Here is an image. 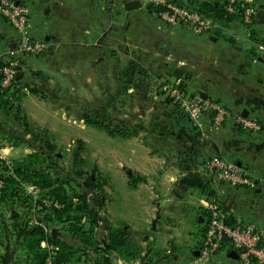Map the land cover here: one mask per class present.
Masks as SVG:
<instances>
[{
    "label": "crops",
    "instance_id": "1",
    "mask_svg": "<svg viewBox=\"0 0 264 264\" xmlns=\"http://www.w3.org/2000/svg\"><path fill=\"white\" fill-rule=\"evenodd\" d=\"M21 1L30 7L32 37L43 39L48 44H52L56 38L58 46L62 44L64 47L74 45L75 41L76 48L79 47L80 50L75 49L79 58L75 63L74 77L75 82L79 83L77 86L81 88L76 87L80 94H84L83 89L87 87L82 74L84 72L89 73L92 82L90 89H95V94L105 82L107 85L115 83V87L124 82L123 85L128 87L132 84L139 91L138 95L140 93L138 97L144 102L149 97L148 88L157 85L158 77L166 74L168 80L181 84L191 93L197 92L224 103L231 115L238 113L259 120L261 129L258 132L249 133L238 129V160L235 161L250 168L257 179L264 178V49L261 48H264V21H260L256 15L251 25L244 24L240 18H234L219 22L218 28L198 36L190 34L183 26L165 25L151 12L149 4L146 6L142 0H139V8L127 11L124 4L128 0H125L122 2L124 14L131 22L134 20L135 24L128 22L121 34L115 30V17L112 13L114 0ZM244 1L257 9L264 8V0ZM54 33L57 35L54 36ZM17 39L15 30L0 15V60L16 59L21 67L23 80L27 70L34 66L42 67L44 57L40 54L12 56L10 51L16 49ZM83 47L89 51L84 60L86 55L83 54ZM66 50L67 48H63L62 51ZM146 65L158 69V72L155 69V77H147ZM61 70L65 71L67 68ZM63 78L64 83L68 82L66 77ZM101 81L104 82L103 85ZM144 88L148 92L142 91ZM192 88L195 90L191 91ZM133 90L128 88L127 92ZM161 96L155 91L150 99L159 103ZM30 102L34 104L32 107L40 110L45 103L34 95H26L23 100L24 113L33 119L34 113L27 109ZM137 112L140 116L146 113L143 108ZM12 115H6L0 108L1 155L11 161L21 160L37 150L45 155L44 145H49L51 132L40 125L39 129H25L17 123L19 115ZM61 115L66 117L64 112ZM15 118L17 121L14 122ZM169 121V128L166 124L160 126V132L157 130L159 135L156 136L158 139L157 144H154V151L149 152L146 144L137 142L124 151L123 157L115 159L118 164L131 163L136 166L140 176L134 177L129 170L127 176L130 184L137 187L138 184L146 185V182L154 183L153 191H145L144 199L147 200L149 216L153 214L150 212L152 195H157L160 187L163 191L168 189L173 192L164 199L168 202L165 208L168 213L158 215L155 211V218L152 219L151 216L149 219L152 222L157 220V226H150L151 234H146L144 238L141 234L137 235V243L142 250L140 259L127 260L115 252H103L97 246V249L92 250L97 253L93 264H190L195 257L197 243L201 238L200 230L204 225L203 203L209 199L214 189L209 187L211 183L205 176L202 159L204 153H210L213 143L219 139L214 141L212 136L208 141L203 140L195 128L196 134L191 129L186 131L181 128L176 119ZM30 134H35V137ZM149 178H152L151 181ZM236 190L238 194L235 196L238 195L241 206H238V211L231 206L232 215L240 221H256L264 228V206L259 202L264 194V186L258 184L255 189L238 187ZM243 191L250 192L252 197L244 198ZM24 193L32 199L30 207L15 198L0 201V264H36L35 251L28 245L33 228H39L44 234H51L75 248H81L82 243L67 231L64 222H54L48 226L43 221L44 212L40 210L49 206L43 202L48 196L40 197L28 190ZM35 199H39L43 207L33 206ZM245 199H248L247 202ZM130 204H123L128 210L122 211V221L123 227L127 226L129 239L134 242L131 232L133 228L128 223ZM163 205L160 200L153 208L156 210L159 206L164 207ZM141 220L148 219L142 217ZM174 222H177V228L186 229L188 236L175 235L180 240L175 242L170 238L167 246H162L159 240L156 243L148 241L163 225L173 228ZM97 226L99 228L96 224L95 229ZM113 227L116 228V225L112 224L110 230ZM146 243H149L148 247L143 246ZM37 246L45 251L48 247L55 248L46 239L39 241ZM82 253L83 251L78 264H83L86 257ZM223 257L227 259L226 263L222 260ZM224 263L239 264L236 251L230 245L224 246L209 264Z\"/></svg>",
    "mask_w": 264,
    "mask_h": 264
},
{
    "label": "rangeland",
    "instance_id": "2",
    "mask_svg": "<svg viewBox=\"0 0 264 264\" xmlns=\"http://www.w3.org/2000/svg\"><path fill=\"white\" fill-rule=\"evenodd\" d=\"M19 1L25 3L30 9L29 5L26 2L21 0ZM114 1L115 6L114 8H112V13L115 17V30L123 34L122 29L128 22L131 21L126 17L123 11L122 2L125 0ZM142 1L146 4V6H148L149 4V6H151L152 8L155 7L153 0ZM168 1L181 3L184 5L188 3L187 0ZM133 23L135 24L134 20L131 22V24ZM190 34L193 33L190 32ZM55 35L57 34L54 33V36ZM34 39L43 40L40 38ZM46 43L47 48L44 52L40 53V55L44 57L42 67L36 68L34 66L33 68L35 69L31 68L26 71V75L24 76L22 83H20L18 93L16 97H14L15 99L13 98L11 100L13 107L12 109L15 110V113L19 115L17 116L18 121L17 118H15L14 122L17 121L20 126L24 127L25 129L30 128L31 130L32 128H38V126L40 125L47 131L51 132L50 141L48 142L50 149L47 148L46 145H44L46 148L44 153L48 156V158H50L51 165L45 163L44 170L49 174L52 180H64L66 178V175L68 174L69 177L74 180V182L71 183L72 186L77 187L78 189L76 190L86 193L87 198L90 201H93L95 199L93 197L94 195L100 197V200L102 201V207L98 210L97 217V225H99V228L97 226V229H95L94 231V242L89 243V245H87L85 248V250L87 251L85 253L86 257L84 258L83 262V264H93L94 258L97 255V253L92 252L91 248L93 244L95 245V247L99 246L100 250L105 249L107 247L108 235L111 225L115 224L116 228H123L122 211L125 209L123 207L124 203H131V212L128 223H131V227L133 228L131 231L132 239H135L134 242H131L137 245L138 234H141V236H143L144 238L146 234H151L150 226H157V220L152 223V221H150L149 219L151 216H153L152 219L155 218L156 215L154 214V212L156 211L157 214L168 213V211L165 209L168 202L166 203L164 199L173 192H169L170 190L168 189L166 191H163L160 187L158 189L157 195H152L150 199V212L153 214H150L149 216V211L147 209V200L144 199L145 191H153L154 183L146 182V185L143 184L140 186V184H138L137 187L133 184H130V182L128 181L129 176H127V171L130 170L131 174H133L134 177L140 176L139 171L133 164H118L115 162V159L123 157L125 153L124 151H126L127 148H130V146L136 145L137 142L140 144H146L149 152L154 151L155 145L152 139H158L156 135H154L155 130H157L161 125L168 124L167 128L170 127V121L168 117L172 115L175 109L173 105L167 107V101L163 95L161 96V99H159V103H157L156 100L153 101L152 99H150V97L154 96L155 91H158L160 93V83L162 84L164 82L175 81L171 79L168 80L166 74L163 77H158V83H156L157 85H153L151 86V88H148L150 92L149 97L146 101L142 102L143 99L138 97L140 96V93L138 95L139 91L134 86H132V84H130L129 87L125 86L126 84L123 85L124 82L121 84V86L119 84L118 87H115V83L112 85H107V83L105 82V85L100 86L97 94H95V89H90V85H92V82L89 77V73L86 74L83 72L82 74L84 77V82L87 87H85V90L83 89L84 94H80L76 91V87H78L77 84L79 83L75 82L74 77L76 67L75 63L79 58V54L77 53L78 55H76L75 49L80 50L79 47L76 48L77 46L75 45V41L74 45L71 44L67 47H64L61 44L60 46H58L56 38H54V42L52 44H48V42ZM63 48H67V50L62 51ZM0 51H2V48H0ZM83 54L86 55L83 58L84 60L89 55V51L85 50V47H83ZM22 56H32V54L21 53L19 57ZM136 62H139V60H136ZM65 67L67 68V70L62 71L61 69ZM146 67L148 70V73H146L147 77L149 76L150 79L152 76L155 77L156 67L152 65H146ZM156 72H158V69H156ZM63 77H66L68 82L64 83L62 81L64 79ZM109 82H111V80H109ZM103 83L104 82L101 81V85H103ZM128 88H132L134 90L127 92ZM194 90L195 89L192 88L191 91ZM142 91L148 92L146 91V88H144ZM185 91L188 94L192 95L198 94L197 92L191 93L186 89ZM135 92L136 94H134ZM28 94L38 97L39 100H42L45 103L42 110L32 107V105L34 104L31 102L28 104L27 109L29 108L28 110L34 113L33 119H31V117H27L26 113H24L25 109L23 100ZM212 100L220 102L216 99ZM142 108L144 109V112L146 111V113L141 114L140 116L137 110L140 111ZM3 109L6 110L7 108H2V112L5 113ZM62 112L66 114L65 118L62 117ZM9 113L5 114L8 116L12 115V113ZM237 114L238 113L232 115ZM86 117L95 120L98 119V121L102 122L103 125H110L113 123L117 124L121 127L120 130L128 128L124 127L125 125L132 127L128 128V132L125 131L122 133L118 132L117 134H110L104 127L97 126L86 121ZM138 120L140 122L137 124ZM149 129L152 131V133L149 132ZM238 129V126L236 124H233L231 119H228L224 127L207 135V137L209 138L204 137L203 140L207 141L212 136H214L212 137L214 141L215 139H219L215 143H213L214 141L212 142L213 147L211 149V152H205L204 158H207L209 156H221L231 161L238 160ZM30 136L35 137V134H30ZM219 146H221L220 149H218ZM204 158L202 159V161L205 160ZM149 169L152 170L151 168ZM89 177L97 180L93 184V187L95 188L94 191L96 192L89 191V185L91 184L88 181ZM206 178L209 179L207 176ZM151 179L149 178L150 181ZM208 183L209 182L207 181L206 184ZM209 187H213L214 189H216L215 187L217 186L211 185ZM29 189H33V187L29 186L28 190ZM221 190H223V196L220 197L224 201L225 207L232 206L236 209V211H238V206H241V203H238V195L235 196V194H238V190H236V188L234 187L228 186H221ZM43 192L46 193L47 191L44 190ZM219 192L222 193L220 190ZM40 193L42 192H37V195H41ZM243 193L244 195L242 196H244V198L252 197L250 192L245 193L243 191ZM50 200L51 198L49 199V203ZM160 200L163 201L164 207L159 206L155 210L153 206L155 207L156 203ZM247 200L245 199V202H247ZM259 202L264 206V194ZM127 210L128 208L125 209V211ZM142 217L143 219L147 218L148 220L142 221ZM253 222L263 227L256 221ZM120 223H122V225ZM174 223L175 225L172 226L173 228L167 225H163L164 227H160L161 229H158V232H156L157 234L152 235L151 240L148 238V241L156 243V240H159L158 242H160L162 246H167L170 238H172V240H175V242H177V240H180L179 238H176L175 235L180 237L188 236V231L186 229H181L180 227L177 228V222ZM84 224L87 223L84 222ZM169 232H172L171 235H169ZM200 242L201 238L197 243V249L200 245ZM148 244L149 243H146L143 246L148 247ZM81 246L85 247L83 243L81 244ZM190 254L191 253H189V255ZM222 260L225 263L227 262V259L225 257H223Z\"/></svg>",
    "mask_w": 264,
    "mask_h": 264
},
{
    "label": "built area",
    "instance_id": "3",
    "mask_svg": "<svg viewBox=\"0 0 264 264\" xmlns=\"http://www.w3.org/2000/svg\"><path fill=\"white\" fill-rule=\"evenodd\" d=\"M153 3L158 8L154 10V15L165 25L183 26L198 36L219 27L217 21L185 5L168 0H153ZM224 10L226 14L239 15L246 25L253 23L257 12L255 6L247 4L244 0H226ZM0 14L18 36L16 49L10 51L12 56L21 53L37 55L45 51L47 43L44 40L34 39L30 34V10L25 3L0 0ZM2 62L0 90H12L17 86L15 67L19 64L16 59ZM159 91L187 116L203 138L224 127L228 119L245 132L255 133L261 129V123L256 118L242 114L231 115L226 105L204 98L200 94H188L176 82L160 83ZM12 166V161L3 157L0 152V173L13 174ZM203 169L211 185L217 187L213 189L214 195L203 203L202 208L206 214L205 233L197 254L190 264H209L226 245H230L236 251L239 264H264V228L255 222L236 219L230 209H224L221 201L223 196L221 186L255 189L258 184L264 186V178L257 179L250 168L221 156L207 157ZM4 186L5 182L0 178V195ZM24 188L28 190L29 185H24ZM28 191L33 194L38 192L34 187ZM43 202L50 204L48 197ZM54 252V247H48L45 264H58Z\"/></svg>",
    "mask_w": 264,
    "mask_h": 264
},
{
    "label": "trees",
    "instance_id": "4",
    "mask_svg": "<svg viewBox=\"0 0 264 264\" xmlns=\"http://www.w3.org/2000/svg\"><path fill=\"white\" fill-rule=\"evenodd\" d=\"M185 6L197 10L198 12L212 18L213 20L219 22H226L232 20L234 18H239V15L236 16L234 14H226L224 10V6L226 4V0H187ZM191 3H190V2ZM181 4V3H177ZM184 5V4H181ZM240 7V4L238 5ZM151 8V12L153 10H158L157 7ZM2 61L0 60V65H2ZM39 74V73H36ZM22 78V77H21ZM16 80L18 82L17 86L12 90H0V106L6 107L7 111L5 113H15V110L12 108L11 100L16 97L18 93V89L20 87V83H22V79ZM180 88H184L181 84L178 85ZM167 101V107L173 105L174 112L168 119H176L179 121V125L184 130H193L196 134L197 130L189 121L187 116L179 110L175 104H172V101L165 97ZM5 99V100H4ZM15 99V98H14ZM9 107H8V106ZM0 107V108H1ZM1 108V110H2ZM18 115V114H17ZM171 117V118H170ZM86 117V121L91 124L104 127L108 133L117 134L122 132H128V128L132 126L125 125L123 130H120V126L117 124L103 125L102 122H99L98 119H90ZM140 121L138 120L137 124ZM118 127H117V126ZM137 126V125H136ZM156 128V126H155ZM160 127H158V132H160ZM195 128V130H194ZM240 129V128H239ZM157 130H155L154 135H159ZM241 130V129H240ZM243 131V130H242ZM147 132V130H146ZM149 132L152 131L149 129ZM152 136V135H150ZM201 136V135H200ZM154 144H157V140L155 138L152 139ZM47 148L50 149L49 145ZM206 159V158H205ZM205 161V160H204ZM203 161V163H204ZM45 163L51 165L50 158L47 155H44L40 150L30 153L25 158L21 160L12 161L13 164V174H2L0 173V178H2L5 182V186L0 195V201L6 198H15L18 199L19 202L25 204L26 207H30L32 205V199L26 195L24 185H29L38 190V192L43 196H48L50 200V204L47 208L43 207L40 203L39 199H35L36 206L41 205L43 208L40 210L44 212L43 221L51 226L54 222L56 223H65L67 226V231L70 234L76 236V239L83 243L85 247L75 248L62 240L54 237L51 234H44L39 228H33L31 230V239L28 245L35 251L36 256V264H45V259L47 256V250H42L38 248L39 241L46 239L51 245L55 246V260L58 264H78L80 261V253L85 254V248L89 243H93V238L95 237V227L97 224L98 210L102 207V201L100 197L94 195L95 198L93 201H90L87 198L86 193L78 191L77 187L72 186L73 179L66 175L64 180L54 181L49 176L47 172H45ZM202 163V164H203ZM88 181L91 183L89 185V191L93 192L95 188L93 184L97 181L92 177H89ZM209 181V180H208ZM47 192L44 193L43 191ZM96 192V191H94ZM47 194V195H46ZM214 195L212 191L209 195V198ZM222 205L224 209H230L229 206L225 207L224 201L222 200ZM34 203V202H33ZM58 205V206H57ZM203 210V208H202ZM205 218L206 214L203 210V229L201 230V241L205 233ZM233 218V216H232ZM86 222L87 224H84ZM201 243V242H200ZM84 248V249H83ZM92 250L97 249L93 244ZM102 250V249H101ZM103 252H115L118 256L127 259H140L141 255V247L137 244H134L129 239V235L126 232V228L118 227L110 230L108 235L107 247L102 250Z\"/></svg>",
    "mask_w": 264,
    "mask_h": 264
},
{
    "label": "water",
    "instance_id": "5",
    "mask_svg": "<svg viewBox=\"0 0 264 264\" xmlns=\"http://www.w3.org/2000/svg\"><path fill=\"white\" fill-rule=\"evenodd\" d=\"M140 7V2L139 0H128L127 2H125L124 4V8L125 10L129 11V10H132V9H136V8H139ZM256 16L257 18L260 20V21H264V8H259L257 9V12H256ZM16 69V74H15V78L16 80L20 79L21 76H22V71H21V67L20 65H17L15 67ZM201 96H203L202 94H200ZM204 98H206L205 96H203ZM128 174H129V171H127ZM155 221V220H154ZM154 221L152 223H154ZM197 254V252H196ZM230 256H233V254H230Z\"/></svg>",
    "mask_w": 264,
    "mask_h": 264
}]
</instances>
